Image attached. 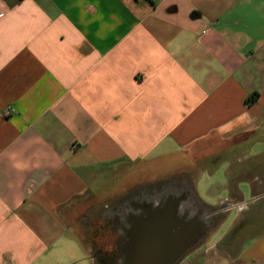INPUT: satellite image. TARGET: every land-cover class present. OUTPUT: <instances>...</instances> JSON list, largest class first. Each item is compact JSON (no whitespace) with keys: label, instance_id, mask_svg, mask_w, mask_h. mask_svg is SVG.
<instances>
[{"label":"crops","instance_id":"crops-1","mask_svg":"<svg viewBox=\"0 0 264 264\" xmlns=\"http://www.w3.org/2000/svg\"><path fill=\"white\" fill-rule=\"evenodd\" d=\"M229 154L264 264V0H0V264H98L84 223H163L149 186Z\"/></svg>","mask_w":264,"mask_h":264},{"label":"rangeland","instance_id":"rangeland-1","mask_svg":"<svg viewBox=\"0 0 264 264\" xmlns=\"http://www.w3.org/2000/svg\"><path fill=\"white\" fill-rule=\"evenodd\" d=\"M231 158L230 154L222 158L224 162L217 165L219 170H212L211 159L203 158L201 159L202 163H197V166H200L199 171L198 168L188 170L189 166L185 165L186 170L180 169V173L175 177L158 181L149 186V189L162 191L163 198L166 196L168 198L170 195L169 203H172L173 186L180 184L189 187L191 193L189 198L190 207L197 211L194 215L189 212L190 215L187 216L188 220L186 221L196 226V232L188 237L184 236L183 231L178 239L179 242L176 244L175 241H164L162 251L160 249L155 251L150 244L151 239L148 240L149 248L147 247L145 250L139 248L141 241L137 240L136 245L139 249H136V247L133 251L132 244L135 243V238L128 236L123 223H93V225L92 223H84V229H82L83 240L89 241V245H92L93 255L98 264H133L134 261L130 260L131 257L134 256L135 259L136 257L138 259V255L142 254L147 263L169 264L173 261V259H170L171 251H173L172 247H175L176 250V246H179L178 250H180L190 243L192 246H189L174 264H237L235 257H237L240 248L241 252L249 248L252 237L247 236L245 239H241L242 242H240V238H236L234 224L236 221H231L232 218L230 217V219L223 222L229 211H220L222 206L221 204L218 205L220 201L236 202L235 189L237 181L234 177L235 170L230 173L235 165H232ZM167 171L164 170V172ZM246 197V200H249L248 196ZM176 201L178 200L175 199L174 202ZM207 205L212 207L218 205V207L210 209ZM227 205L223 207L227 208ZM182 207H188V205L184 204ZM185 210L187 209L182 211ZM232 211L233 217L236 214V207ZM247 220L248 223H251V215H248ZM176 222L168 219L166 223ZM164 234H168L167 229H165ZM192 238L195 239L194 243L189 241Z\"/></svg>","mask_w":264,"mask_h":264},{"label":"flooded vegetation","instance_id":"flooded-vegetation-1","mask_svg":"<svg viewBox=\"0 0 264 264\" xmlns=\"http://www.w3.org/2000/svg\"><path fill=\"white\" fill-rule=\"evenodd\" d=\"M172 189L174 191L172 195V202H174L175 199L178 201L187 199L186 201H189L191 195L190 192L188 191L189 187H185V186H181L180 184H177L176 186H173ZM169 197L168 198L167 196L165 198L162 197V201H163L162 215L163 218L165 219L163 223H123L125 232L128 234V236L135 238L134 239L135 243L132 244L133 251L135 250L136 247H137L136 249H138V245H136L137 240L141 241V244L139 245V248L141 249L145 250V248L147 247L149 248L150 245L148 243V240L151 239L150 244L154 247L155 250L158 249L161 250V248L163 250L162 244L164 241L171 240V241H175L174 243L176 244L179 242L178 239L180 238L181 233L183 231H184V236H188V237H191V235H193V233L196 232L195 230L196 226L194 224H190L186 222L188 220L187 216L189 212L193 213V215L196 214L197 212L195 209L191 210L192 207H190L191 209L188 208L185 211L178 210L177 211L178 214L176 215V217H175V213H173L170 219L171 221H177L176 223H166L168 214L165 211L166 208L165 205L167 202H169ZM169 224L170 226L168 227ZM164 228L168 230V234L166 235L164 234L165 233ZM178 249L179 246L178 247L176 246V250ZM184 249L185 247L183 248V250ZM172 250L173 251H171L170 255L174 256V254L176 253L175 247H172ZM174 263L175 262H172L171 264Z\"/></svg>","mask_w":264,"mask_h":264},{"label":"bare ground","instance_id":"bare-ground-1","mask_svg":"<svg viewBox=\"0 0 264 264\" xmlns=\"http://www.w3.org/2000/svg\"><path fill=\"white\" fill-rule=\"evenodd\" d=\"M188 191H190V189H188ZM186 195H187V193H186ZM159 197H161V194H160ZM186 200L176 201V202H172V203H169V202L166 203V205H165L166 206L165 211L168 214V218H167L166 221H168V219H170L172 217V214L176 210H179V211L181 210L182 211V210L188 209V208L191 209L190 208V200L189 201H186ZM184 204L188 205V207H182V205H184ZM191 210H193V209H191ZM188 215H190V214H188ZM164 221H165V219H164ZM189 241L192 242V243H194L193 241H195V239L192 238ZM189 246H192V244L190 243L187 246H185V249L184 250H183V247L180 250H176V253L174 254V256H172V255L170 256V259H173V261H171L169 264H171L172 262H175L176 260H178L183 255L184 251H186V249ZM182 250H183V252H182Z\"/></svg>","mask_w":264,"mask_h":264},{"label":"water","instance_id":"water-1","mask_svg":"<svg viewBox=\"0 0 264 264\" xmlns=\"http://www.w3.org/2000/svg\"><path fill=\"white\" fill-rule=\"evenodd\" d=\"M136 244H137V241H136ZM138 249H139V248H138ZM155 251H157V250H155ZM138 256H139L138 259H137V257H136V259H135L134 256L131 257L130 260H133V261H134L133 264H150V263H147V262L145 261V259L143 258V257H144L143 254H142V255H138ZM141 257H142V259H141Z\"/></svg>","mask_w":264,"mask_h":264}]
</instances>
